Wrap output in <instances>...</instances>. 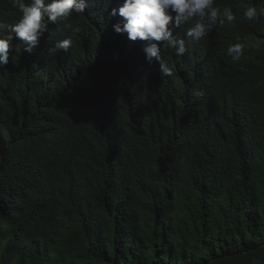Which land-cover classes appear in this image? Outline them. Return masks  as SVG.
Wrapping results in <instances>:
<instances>
[{
	"label": "trees",
	"instance_id": "16d2710c",
	"mask_svg": "<svg viewBox=\"0 0 264 264\" xmlns=\"http://www.w3.org/2000/svg\"><path fill=\"white\" fill-rule=\"evenodd\" d=\"M121 2L88 0L31 55L14 40L0 68V264H264V17H243L264 0H216L236 19L200 42L176 29L170 77L113 31Z\"/></svg>",
	"mask_w": 264,
	"mask_h": 264
},
{
	"label": "clouds",
	"instance_id": "9594fccd",
	"mask_svg": "<svg viewBox=\"0 0 264 264\" xmlns=\"http://www.w3.org/2000/svg\"><path fill=\"white\" fill-rule=\"evenodd\" d=\"M20 13L17 22L10 24L0 19V68H6L10 61V52L15 51L14 40L25 45L23 51L31 55L39 46L40 40L49 30L50 24L68 20L73 14H84L88 0H9ZM111 19H120L112 25L116 34L126 35L129 41H142L145 62L148 65L158 63L163 76L173 75L161 54L162 46L174 50L177 57L187 52L185 39L174 35L176 29L186 26L185 35L189 41L200 42L215 26L232 23L236 17L231 6H217L216 0H122L117 8L109 13ZM243 17L250 23L264 17V7L259 4L246 5ZM67 27L72 28L71 24ZM78 32L79 28H72ZM72 40L57 41L48 49L49 54L57 51L67 53ZM246 44H229L227 55L233 61H239L245 53Z\"/></svg>",
	"mask_w": 264,
	"mask_h": 264
}]
</instances>
